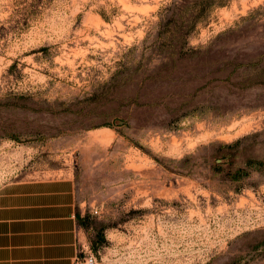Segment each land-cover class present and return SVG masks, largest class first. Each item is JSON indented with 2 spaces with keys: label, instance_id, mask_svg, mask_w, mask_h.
I'll return each instance as SVG.
<instances>
[{
  "label": "rangeland",
  "instance_id": "rangeland-1",
  "mask_svg": "<svg viewBox=\"0 0 264 264\" xmlns=\"http://www.w3.org/2000/svg\"><path fill=\"white\" fill-rule=\"evenodd\" d=\"M51 178L97 264H264V0H0V187Z\"/></svg>",
  "mask_w": 264,
  "mask_h": 264
},
{
  "label": "crops",
  "instance_id": "crops-1",
  "mask_svg": "<svg viewBox=\"0 0 264 264\" xmlns=\"http://www.w3.org/2000/svg\"><path fill=\"white\" fill-rule=\"evenodd\" d=\"M73 182L17 180L0 187V264H74L83 229Z\"/></svg>",
  "mask_w": 264,
  "mask_h": 264
},
{
  "label": "built area",
  "instance_id": "built-area-1",
  "mask_svg": "<svg viewBox=\"0 0 264 264\" xmlns=\"http://www.w3.org/2000/svg\"><path fill=\"white\" fill-rule=\"evenodd\" d=\"M96 214L97 212L94 211ZM81 256H77L74 264H97L96 257L91 252H86L83 245L80 246Z\"/></svg>",
  "mask_w": 264,
  "mask_h": 264
},
{
  "label": "trees",
  "instance_id": "trees-1",
  "mask_svg": "<svg viewBox=\"0 0 264 264\" xmlns=\"http://www.w3.org/2000/svg\"><path fill=\"white\" fill-rule=\"evenodd\" d=\"M77 219H78L79 223L81 224V222L83 221V217L79 218L78 215H77Z\"/></svg>",
  "mask_w": 264,
  "mask_h": 264
}]
</instances>
